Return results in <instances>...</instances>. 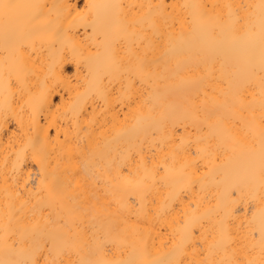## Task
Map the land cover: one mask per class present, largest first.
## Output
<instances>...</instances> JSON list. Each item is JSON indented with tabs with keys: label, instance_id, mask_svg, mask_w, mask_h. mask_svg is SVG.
Masks as SVG:
<instances>
[{
	"label": "bare ground",
	"instance_id": "bare-ground-1",
	"mask_svg": "<svg viewBox=\"0 0 264 264\" xmlns=\"http://www.w3.org/2000/svg\"><path fill=\"white\" fill-rule=\"evenodd\" d=\"M0 264H264V0H0Z\"/></svg>",
	"mask_w": 264,
	"mask_h": 264
},
{
	"label": "snow or ice",
	"instance_id": "snow-or-ice-1",
	"mask_svg": "<svg viewBox=\"0 0 264 264\" xmlns=\"http://www.w3.org/2000/svg\"><path fill=\"white\" fill-rule=\"evenodd\" d=\"M4 7H9V5H5Z\"/></svg>",
	"mask_w": 264,
	"mask_h": 264
}]
</instances>
